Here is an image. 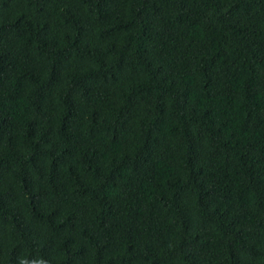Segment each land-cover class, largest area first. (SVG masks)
<instances>
[{
    "label": "trees",
    "instance_id": "16d2710c",
    "mask_svg": "<svg viewBox=\"0 0 264 264\" xmlns=\"http://www.w3.org/2000/svg\"><path fill=\"white\" fill-rule=\"evenodd\" d=\"M0 264H264V0H0Z\"/></svg>",
    "mask_w": 264,
    "mask_h": 264
}]
</instances>
